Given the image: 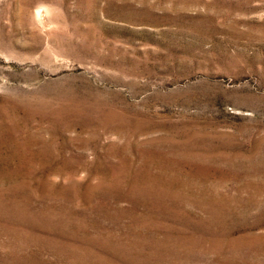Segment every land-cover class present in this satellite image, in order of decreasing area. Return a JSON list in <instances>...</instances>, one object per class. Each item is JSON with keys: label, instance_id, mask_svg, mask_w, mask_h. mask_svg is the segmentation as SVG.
Instances as JSON below:
<instances>
[{"label": "rangeland", "instance_id": "374dc122", "mask_svg": "<svg viewBox=\"0 0 264 264\" xmlns=\"http://www.w3.org/2000/svg\"><path fill=\"white\" fill-rule=\"evenodd\" d=\"M0 264H264V0H0Z\"/></svg>", "mask_w": 264, "mask_h": 264}]
</instances>
